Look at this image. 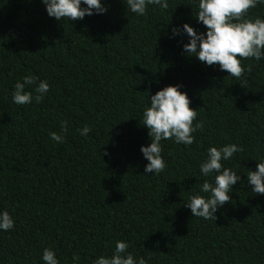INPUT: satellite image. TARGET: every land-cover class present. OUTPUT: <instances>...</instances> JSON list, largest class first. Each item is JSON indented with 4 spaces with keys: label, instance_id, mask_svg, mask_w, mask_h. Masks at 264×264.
Segmentation results:
<instances>
[{
    "label": "trees",
    "instance_id": "obj_1",
    "mask_svg": "<svg viewBox=\"0 0 264 264\" xmlns=\"http://www.w3.org/2000/svg\"><path fill=\"white\" fill-rule=\"evenodd\" d=\"M101 2L106 13L70 22L49 17L42 0H0V213L14 220L0 230V264H44L45 248L59 264L77 254L93 264L119 240L147 264H264V195L247 180L264 161V58L243 60L252 72L237 80L185 53L183 24L207 31L199 0L150 5L144 16L124 0ZM249 17L264 19V4ZM29 74L50 90L17 105L14 85ZM170 85L182 86L204 128L191 146L161 142L167 168L157 176L145 173L141 147L151 138L140 121L150 96ZM65 120L57 143L49 134ZM231 143L243 148L222 162L241 176L232 202L217 220L193 217L189 197H209L201 185L214 184L200 171L208 148Z\"/></svg>",
    "mask_w": 264,
    "mask_h": 264
},
{
    "label": "clouds",
    "instance_id": "obj_2",
    "mask_svg": "<svg viewBox=\"0 0 264 264\" xmlns=\"http://www.w3.org/2000/svg\"><path fill=\"white\" fill-rule=\"evenodd\" d=\"M46 5L49 17L57 21L70 22L83 20L86 16L104 14L107 8L101 0H42ZM127 11L137 16L147 14L148 6L156 5L161 10L169 7L168 0H124ZM264 0H199L198 12L195 15L207 31L197 32L190 24L185 23L182 31L190 38L184 45V52L190 57H196L207 66L218 65L221 71H226L231 77L239 80L246 73L252 72V65L244 67L242 61L264 58V19L250 18L249 12ZM87 5V7H82ZM173 34H180V28H173ZM31 74L18 81L12 92L13 102L17 105H29L35 100L42 102L44 95L50 90L47 81H39ZM27 86H35L32 91ZM242 86V85H241ZM181 85L167 86L150 96V107L143 112L141 125L148 129L151 143L142 146L141 152L148 161L145 173H155L159 176L167 168L162 157V141L174 140L177 144L191 146L195 142L198 130H203L204 122L195 123L198 111L190 107L191 99L186 92H182ZM243 87V86H242ZM61 133L51 132L49 135L57 143L64 142V135L68 130V121L61 122ZM82 136H87L91 128L85 125L78 129ZM243 148L235 143L222 147L212 146L207 150V159L201 163L200 171L205 176L214 175V184L205 180L201 185L203 193H210L209 197L193 194L185 204L191 209L193 217L205 220H217L215 213L226 203L232 202L230 193L241 176L231 168H225L223 161L231 160L235 153ZM104 155H108L107 152ZM247 180L252 185V192L264 195V161L259 162L256 170L247 172ZM14 228V220L8 211L0 213V230L9 231ZM129 244L123 240L116 242L112 256H100L93 264H147L141 257L136 260L128 253ZM44 264H59L56 253L51 248L43 250ZM73 264H80V256L72 257Z\"/></svg>",
    "mask_w": 264,
    "mask_h": 264
}]
</instances>
